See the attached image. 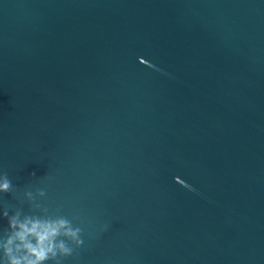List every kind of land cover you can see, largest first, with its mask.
<instances>
[{"label": "water", "instance_id": "1", "mask_svg": "<svg viewBox=\"0 0 264 264\" xmlns=\"http://www.w3.org/2000/svg\"><path fill=\"white\" fill-rule=\"evenodd\" d=\"M2 172L63 264H264V0H0Z\"/></svg>", "mask_w": 264, "mask_h": 264}, {"label": "clouds", "instance_id": "2", "mask_svg": "<svg viewBox=\"0 0 264 264\" xmlns=\"http://www.w3.org/2000/svg\"><path fill=\"white\" fill-rule=\"evenodd\" d=\"M13 191L7 172L0 173V193ZM45 195L43 189L35 196L30 191L24 193L31 208L38 209L41 215L24 214L19 208L12 215L7 209L0 212L8 220V230L0 236V264H63L84 246V229L73 223L79 217L48 215V209L35 202L36 197Z\"/></svg>", "mask_w": 264, "mask_h": 264}]
</instances>
